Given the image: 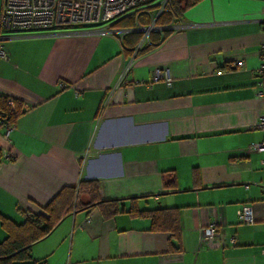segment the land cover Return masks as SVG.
<instances>
[{"label":"crops","instance_id":"crops-1","mask_svg":"<svg viewBox=\"0 0 264 264\" xmlns=\"http://www.w3.org/2000/svg\"><path fill=\"white\" fill-rule=\"evenodd\" d=\"M262 7L264 0H200L141 54L147 36L134 43L114 24L142 9L91 26L0 28V95L22 107L13 125H0V216L20 224L80 180L97 182L96 197L121 209L87 211L82 193L80 205L30 245L33 259L264 264V151L248 150L264 138L256 127L264 100L253 93ZM97 28L113 33L85 32ZM154 70L163 76L152 81ZM241 207L252 223L238 221ZM155 209H175L178 241L136 214ZM211 222L220 237L205 240ZM6 237L0 223V242Z\"/></svg>","mask_w":264,"mask_h":264},{"label":"trees","instance_id":"trees-1","mask_svg":"<svg viewBox=\"0 0 264 264\" xmlns=\"http://www.w3.org/2000/svg\"><path fill=\"white\" fill-rule=\"evenodd\" d=\"M200 0H169L161 12L152 17L150 10H141L120 17L114 25L123 29H130V35L135 37L134 43L142 36V32L137 28L147 27L154 19V26L159 30H152L148 33V42L138 49L137 54L152 49L163 39H165L172 29L165 28L171 26L181 15L197 4ZM137 29V30H136ZM10 31V30H6ZM136 31V32H135ZM8 97L0 95V125L11 126L16 118L21 114L22 107L18 101L12 100V105L8 104ZM99 185L94 181L80 180L76 186L62 188L52 200L46 204L40 213L30 214L26 219L16 224L9 219L0 216L1 226L6 230L7 237L0 242V264H44L41 260L33 259L30 254V245L46 236L59 220L69 211L75 210L81 203V194L86 193L89 200L82 204V208L89 211L97 206L108 215L120 212L116 206V200H100L96 197ZM104 216H105V212ZM150 218V230L171 231V239L178 241V230L176 224L175 209H155L141 210L136 214ZM106 214V216H108ZM170 250H179L178 245L169 242Z\"/></svg>","mask_w":264,"mask_h":264},{"label":"built area","instance_id":"built-area-1","mask_svg":"<svg viewBox=\"0 0 264 264\" xmlns=\"http://www.w3.org/2000/svg\"><path fill=\"white\" fill-rule=\"evenodd\" d=\"M153 1L154 0H2L0 7V28L20 32H41L57 27L91 26L115 20L133 10H144V6ZM168 1L169 0H161L158 3L159 11L157 15ZM258 22L260 23L262 33H264V7L261 9V16ZM139 30L146 31V36L150 32L146 27L139 28ZM154 30L159 29L154 28ZM130 31V29H124L123 33H128ZM85 32L97 34L113 33L108 28L85 30ZM0 58L7 59L1 47ZM234 65L240 66L242 65V61H235ZM256 74L258 79L253 86V93L255 97L264 100V42H262L259 48V65L256 69ZM162 76L159 70H154L151 80H158ZM164 79L169 82L167 76H165ZM58 86L64 88L68 85L59 82ZM69 87L72 88L74 96H78V90H76L73 85H69ZM8 104L12 105L11 99H8ZM0 122H2V120H0ZM9 127L10 126H8V128ZM256 127L264 130V114H261L258 120H256ZM3 137L6 138V135ZM248 150L264 151V138L259 142L250 144ZM3 157L8 159L9 154L5 152ZM236 216L241 223L250 224L253 222L251 211L247 207L238 208L236 210ZM216 226V222H211L201 230L205 240H213L220 237V232L217 231ZM234 242V237L228 238L229 244L232 245Z\"/></svg>","mask_w":264,"mask_h":264},{"label":"rangeland","instance_id":"rangeland-1","mask_svg":"<svg viewBox=\"0 0 264 264\" xmlns=\"http://www.w3.org/2000/svg\"><path fill=\"white\" fill-rule=\"evenodd\" d=\"M161 0H154L153 2H151L150 4H148V5H145L144 7H147L149 10H150V13L152 14V17L155 19V17H156V15H157V13H158V11H159V6H158V3L160 2ZM153 19V20H154ZM175 22H177V20L176 21H174L173 23H175ZM151 23V22H150ZM150 25V24H149ZM154 28H156V27H154ZM154 28H151L150 27V31H152V30H154ZM158 28V27H157ZM165 28H170L171 29V26H167V27H165ZM142 32V35H143V39H146V34H145V32L144 31H141Z\"/></svg>","mask_w":264,"mask_h":264},{"label":"water","instance_id":"water-1","mask_svg":"<svg viewBox=\"0 0 264 264\" xmlns=\"http://www.w3.org/2000/svg\"><path fill=\"white\" fill-rule=\"evenodd\" d=\"M150 27H154V20L146 27V29L150 30Z\"/></svg>","mask_w":264,"mask_h":264}]
</instances>
